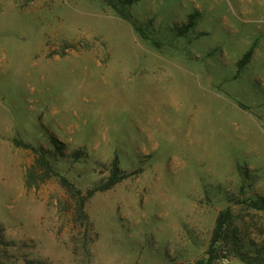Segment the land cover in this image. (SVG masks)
Segmentation results:
<instances>
[{
	"label": "rangeland",
	"instance_id": "obj_1",
	"mask_svg": "<svg viewBox=\"0 0 264 264\" xmlns=\"http://www.w3.org/2000/svg\"><path fill=\"white\" fill-rule=\"evenodd\" d=\"M259 197L264 0H0V264H264Z\"/></svg>",
	"mask_w": 264,
	"mask_h": 264
},
{
	"label": "trees",
	"instance_id": "obj_2",
	"mask_svg": "<svg viewBox=\"0 0 264 264\" xmlns=\"http://www.w3.org/2000/svg\"><path fill=\"white\" fill-rule=\"evenodd\" d=\"M195 20H196V15L190 17V22H189L190 27L186 28L185 29L186 31H181L179 33V35L182 36L183 34L188 32L189 29L193 28L196 25ZM136 30L140 33V35L144 39L150 40L148 38V36L144 33V31H142L139 28H137ZM251 54H252V52L249 51L245 55L244 62H248ZM42 160H43L42 158L37 159V163L38 164L43 163L44 160L43 161ZM51 174L46 173V177H50ZM135 174H137V173L136 172L127 173V172L122 171L119 167V161L116 157L111 163L109 175H108L107 179L105 181H102L99 185L95 186L91 190H89L84 196L81 193H79V191L74 187V185L72 183H70L66 178L61 176L59 173H56L54 176H57L59 178L61 186L68 193L70 198L75 202V204L77 206V217H78L80 215H83L85 204L96 193L111 190L116 185H118L121 182L127 180L128 178L134 176ZM52 176H53V174H52ZM237 204H246L250 209L264 213V197H259L256 199H245V200H242L240 202L238 201ZM230 217H231V210L228 208L226 211L221 212V214L217 218L216 226L214 229L213 238H212V242H211V246H210L211 251H209L210 260L216 259L217 252H218V251H216L217 246L219 245V243L222 240V230H223L224 225L230 219ZM4 245L6 246V241L2 235V231L0 230V246H4ZM26 264H33V263L27 262Z\"/></svg>",
	"mask_w": 264,
	"mask_h": 264
}]
</instances>
